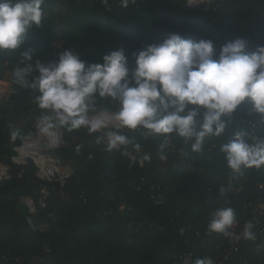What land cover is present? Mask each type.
<instances>
[{
    "label": "trees",
    "instance_id": "obj_1",
    "mask_svg": "<svg viewBox=\"0 0 264 264\" xmlns=\"http://www.w3.org/2000/svg\"><path fill=\"white\" fill-rule=\"evenodd\" d=\"M44 0L43 19L33 26L24 43L15 50L0 49V80L12 84L10 99L0 110H13L17 120L25 124L12 128L0 117V163L10 167L11 178L0 182V258H17L16 264H194L198 258H211L214 264H264V238L245 239L238 250L231 249L223 233L210 231L207 223L218 203L210 198L226 190L235 218L240 224L251 223L247 202L264 199V165L234 170L227 164L224 144L237 132H245V140L256 144L264 140V114L254 110L246 99L232 113L224 114V131L204 138L199 151L192 149L195 138L186 140L176 132L155 133L143 126L122 127L133 149L142 151L138 161L115 148L108 149L104 132H89L87 126L69 131L78 143L63 146L54 153L74 167L63 192L50 189L47 207L30 211L22 197L35 201L45 182L38 168L15 163V147L25 137L39 132L37 120L42 112L38 88L30 87L35 70L21 81L18 68L37 59L47 64L71 49L89 64L102 62L105 54L123 48L129 67H135L132 53L152 43H159L170 33L180 34L196 42L211 40L219 52L222 45L237 38L247 41V50L264 45V0H215L217 7L204 4L190 7L187 0ZM61 43V44H60ZM34 49L31 61L21 62V53ZM95 99L101 108L119 111L109 96ZM197 106L188 105L186 111ZM171 110V109H169ZM206 111L199 107L197 127ZM247 112L253 113L257 135H251ZM161 116L166 114L161 110ZM16 133L13 137V133ZM170 139L175 148L185 144L184 158L192 170L167 167L160 163ZM137 145L139 147H137ZM171 156L172 160L177 159ZM67 164V163H65ZM166 180L168 189L163 203L156 204L152 187ZM232 179L233 188L228 180ZM152 224V225H150Z\"/></svg>",
    "mask_w": 264,
    "mask_h": 264
},
{
    "label": "clouds",
    "instance_id": "obj_2",
    "mask_svg": "<svg viewBox=\"0 0 264 264\" xmlns=\"http://www.w3.org/2000/svg\"><path fill=\"white\" fill-rule=\"evenodd\" d=\"M43 2L0 0V49L20 48L28 31L42 24ZM127 5L125 0L124 6ZM33 52L32 48L24 50L21 62L31 61ZM131 55L135 61L132 68L123 48L112 50L103 56L102 62L91 64L68 49L55 61L45 64L37 59L34 67L28 63L25 68H18L16 76L27 83L24 77L34 68L38 71L30 87L41 93L40 108L52 109L60 125H70L69 131L87 126L89 132H96L106 126L104 119L87 116L90 101L98 92L101 97L119 99L121 107L114 119L122 127L143 126L155 133L176 132L186 140L195 138L194 151L201 149L206 136H219L225 129L221 117L232 113L246 99L256 112L264 114V45L248 51L247 41L237 38L222 45L217 53L211 40L196 42L170 33L161 42ZM188 105L197 107L186 111ZM200 106L206 111L198 128ZM161 110L166 114L161 116ZM37 127L41 133L52 136L56 124L51 117L44 116ZM246 135L235 133L221 148L228 166L234 170L264 165V140L249 144ZM126 143V136L110 134L108 149ZM235 222L234 210L222 208L214 213L208 228L229 235L228 229ZM251 228V223L245 225L247 239H255ZM194 264H213V260L198 258Z\"/></svg>",
    "mask_w": 264,
    "mask_h": 264
},
{
    "label": "built area",
    "instance_id": "obj_3",
    "mask_svg": "<svg viewBox=\"0 0 264 264\" xmlns=\"http://www.w3.org/2000/svg\"><path fill=\"white\" fill-rule=\"evenodd\" d=\"M192 1L189 0L188 5L190 7H199L204 4L205 9H211L217 7L218 4H215V0H205V2L191 4ZM197 1V0H196ZM117 112L104 109L99 110V112L93 114L90 119L101 118L106 121V126L97 130L104 132L105 144L108 145V139L110 134L123 135L121 133L122 126L118 120L114 119V116ZM244 123H247L251 131V135H257V124L253 119V113L247 112L245 115ZM53 135L48 136L41 132H38L34 136H29L21 140L20 144L15 147L16 154L13 156V161L15 163L23 165L22 169L18 172V176L21 177L26 171L25 166L28 165V160H31L33 164L38 168V176L43 179L45 182H57V185L54 186H42L40 189V194L35 201L31 197H22V202L29 208L30 211H35L36 209H42L47 207V200L50 196V189L57 190L59 194L62 195L64 199H68L69 196L63 192V189L68 183V179L71 176L73 168L64 165L61 160L54 153V150L62 147L64 143V134L63 131L59 129L52 130ZM29 144L30 149L20 150L24 145ZM165 154H171L176 157L174 167L181 168L185 170H192L194 167L192 164H188L184 158L185 152L189 149V146L185 144L183 147L177 149L172 144L170 139L164 143ZM116 150L120 151L123 155L130 158L131 163L138 161L142 155V151L139 149H133L128 140V143L118 145ZM10 167L8 165L0 163V182L6 181L11 178ZM162 183H157L152 187L153 195L151 196L152 200L156 204L163 203L165 200V191L168 189L166 180L161 178ZM230 188H233L232 179L228 180ZM221 192L212 193L209 189V195L212 200L218 203L217 209L211 212L210 221L207 223L209 225L214 217V213L222 208H232L231 201L226 198V190ZM247 208L251 209L252 214V228L251 232L254 234L255 239H249L250 241H256L258 238H264V199L257 202H247L245 203ZM233 209V208H232ZM234 210V209H233ZM248 224V223H246ZM246 224H240L236 219V222L228 229L229 235L223 234L224 238H227L231 249L238 250L243 241L247 238L244 236V230ZM152 225V224H150ZM18 262L17 258H10L8 256H3L0 258V264H16ZM214 264V261H213Z\"/></svg>",
    "mask_w": 264,
    "mask_h": 264
},
{
    "label": "rangeland",
    "instance_id": "obj_4",
    "mask_svg": "<svg viewBox=\"0 0 264 264\" xmlns=\"http://www.w3.org/2000/svg\"><path fill=\"white\" fill-rule=\"evenodd\" d=\"M188 1L189 0H187V3H188ZM202 2H205V0H197V1L195 0V1H192L191 4L192 5L197 4V3L200 4ZM13 91L14 90H13L11 83H9L6 80L5 81L0 80V104H3L4 102H7L10 99L11 95L13 94ZM109 98L111 99L112 104L115 106V108H117L119 110L121 107L119 99L111 97V96H109ZM38 103H39V101H38ZM104 109L105 108H101L99 106V103L95 99H91L90 106H89V109L87 112V116L90 119V117L93 114L99 112V110H104ZM44 116L51 117L53 119V121L55 122L56 127H54L52 130L59 129V130L63 131L64 143H63L62 147L63 146L71 147L72 145L78 143L79 140L75 135L66 134L64 132V130L62 128L63 125L59 124L58 120L56 119V113L50 108L49 109H42V112L39 115V118L37 120V124H38L39 120ZM0 117L3 118L9 126H12V128H20L21 126H23L25 124V122L23 120H17L16 119V113L13 110H8V111L0 110ZM39 132H40V130H39ZM161 147L164 149L165 148L164 144H162ZM63 162L67 163V164L63 163L64 165L74 167L73 161H63ZM174 163H175V160H172L171 156H168V154H165V151H164V155H163V158H162L161 163H160L161 172L164 173V171L167 167H174Z\"/></svg>",
    "mask_w": 264,
    "mask_h": 264
},
{
    "label": "bare ground",
    "instance_id": "obj_5",
    "mask_svg": "<svg viewBox=\"0 0 264 264\" xmlns=\"http://www.w3.org/2000/svg\"><path fill=\"white\" fill-rule=\"evenodd\" d=\"M31 148V146L29 145V144H26V145H24L20 150H23V149H30Z\"/></svg>",
    "mask_w": 264,
    "mask_h": 264
},
{
    "label": "water",
    "instance_id": "obj_6",
    "mask_svg": "<svg viewBox=\"0 0 264 264\" xmlns=\"http://www.w3.org/2000/svg\"><path fill=\"white\" fill-rule=\"evenodd\" d=\"M27 164H28V165H32L33 162H32L31 160H28Z\"/></svg>",
    "mask_w": 264,
    "mask_h": 264
}]
</instances>
